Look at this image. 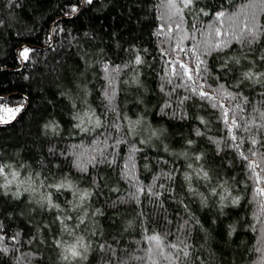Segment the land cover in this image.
Returning a JSON list of instances; mask_svg holds the SVG:
<instances>
[{
    "label": "trees",
    "instance_id": "trees-1",
    "mask_svg": "<svg viewBox=\"0 0 264 264\" xmlns=\"http://www.w3.org/2000/svg\"><path fill=\"white\" fill-rule=\"evenodd\" d=\"M262 57L264 0H0V264H264Z\"/></svg>",
    "mask_w": 264,
    "mask_h": 264
},
{
    "label": "snow or ice",
    "instance_id": "snow-or-ice-1",
    "mask_svg": "<svg viewBox=\"0 0 264 264\" xmlns=\"http://www.w3.org/2000/svg\"><path fill=\"white\" fill-rule=\"evenodd\" d=\"M87 2L91 3V0H87ZM182 2H183L184 7H190V6H192L194 4V0H182ZM72 11H76V9L73 8ZM201 11H203V10H201ZM205 14H207V13H205ZM224 15H225L224 12H219V13L216 14L217 19H219L220 17H223ZM177 27H179V25H177ZM217 35H220L219 30H217ZM224 46H226V44ZM177 47H179V45ZM220 47H221V44L215 45V49H219ZM180 50L184 51V49H182V48ZM28 52H29L28 49H24L25 58H27ZM205 54H207V53H205ZM262 59H264V57H262ZM136 62L137 63L141 62L139 57H137ZM178 63H179V68L181 69V72L177 73L176 72V66L173 65L172 66V74L174 76L179 75V78L182 79V80H184L186 78V81L187 82H191L193 85L196 84V79L203 80L206 83V77L208 75V69H207L206 61L202 60L200 58V55H195L194 68L193 67H189L188 64L183 63V62H178ZM225 67H226V65H225ZM105 71H107V67H105ZM194 75H195L196 79H194ZM254 75L255 74L252 73V72L244 73V77L246 79H253ZM261 75H264V74H261ZM209 87H211V86L209 85ZM203 88H204V85L200 84L198 88L197 87H191L190 90L192 92H196L202 99H208V100H213L214 101L215 97L209 96V94L207 92H205L203 90ZM219 90L224 91V85H219ZM106 95H107V93H106ZM226 95L228 97H230V98L235 99V96L232 93H230V92H227ZM109 103H111V98H109ZM213 107H219L222 110L223 122L226 125H228L229 124L228 111L226 109H224V105L223 104H219V105L213 104ZM237 107H239V105ZM9 111H19V109H14V110H9ZM97 123H99V120H97ZM202 123H203V121H202ZM77 127H80V125H77ZM233 127H235V128H239L240 127L238 124H236L234 119H233L231 125H229L228 131L231 134L230 135V139L233 142H235L237 140V136L233 132ZM84 130L87 131V129H84ZM244 130L247 131V129H244ZM196 134L197 135H203V133H201L199 131H197ZM209 139H210V141L212 143L217 144V151L219 152L220 151V147L219 146H220L221 141L213 140L212 138H209ZM257 142L258 141L255 138L252 139L253 145H255ZM191 143H192V141H189V144H191ZM225 146H228V145H225ZM233 146H235L237 149H239V147H240V145L238 143H234ZM239 154H240L241 158L244 161L247 162V168L250 170V172H252L255 175V177L257 179V182H259L260 175L255 170H256V168L260 167V164L257 161H255V160L249 161L248 156L244 155V153H242V152H240ZM252 154H253V156L256 155L255 152H253ZM261 156H262V158H264V153H262ZM197 159H200V157L198 156ZM189 167H191V165H189ZM201 173H202L204 179L208 178V173L203 171V169H201L200 172L197 173V175L199 176V175H201ZM3 174H4V166H0V175H3ZM18 175H19V173H17V172H13L12 173V176L14 178L18 177ZM185 179L186 180H190L191 177H189L187 174H185ZM11 183H12V181H8V184H11ZM7 186H8L7 184L6 185H0V187H5V188ZM41 186H44L43 185V181H41ZM48 187H55L56 190L59 191L61 188H65V187L70 188L71 184L70 183L65 184V183L62 182V183L57 184V185H48ZM141 190H143V189H141ZM257 191H258L259 194L264 195V188H258ZM15 195L18 196L19 193H16ZM85 195H87V193H85ZM238 202H239V198L238 197L234 198L232 200L233 204H237ZM38 203H40L41 206H43L44 204H47L49 209H51L53 207H56V208L59 207V205L53 204L52 198H51V193H47L46 195H43L41 197V200L38 201ZM0 227H2V225H0ZM149 239L156 241L158 245L160 243V237L159 236H152ZM78 247L85 248V251L87 250L86 246L83 243L82 238L80 240H78L76 244L72 245L68 249V251L71 253L72 257H77V256L81 255V253L77 250ZM171 247L172 248H176L177 246L175 244H173V245H171ZM184 254L187 255L186 252ZM64 258L67 259L68 257L65 256Z\"/></svg>",
    "mask_w": 264,
    "mask_h": 264
},
{
    "label": "rangeland",
    "instance_id": "rangeland-1",
    "mask_svg": "<svg viewBox=\"0 0 264 264\" xmlns=\"http://www.w3.org/2000/svg\"><path fill=\"white\" fill-rule=\"evenodd\" d=\"M170 2L175 5V0H170ZM24 49H28L30 50L29 46H26L24 48H22L21 52H20V56L22 59H25L24 56ZM29 53V52H28ZM28 56V54H27ZM25 108V103H17L15 105H7L4 104L2 102H0V124H5L7 122L12 121L13 119H15L18 114L24 110ZM14 109H19V111H9V110H14Z\"/></svg>",
    "mask_w": 264,
    "mask_h": 264
},
{
    "label": "water",
    "instance_id": "water-1",
    "mask_svg": "<svg viewBox=\"0 0 264 264\" xmlns=\"http://www.w3.org/2000/svg\"><path fill=\"white\" fill-rule=\"evenodd\" d=\"M20 50H18V52H19ZM26 106V105H25Z\"/></svg>",
    "mask_w": 264,
    "mask_h": 264
}]
</instances>
